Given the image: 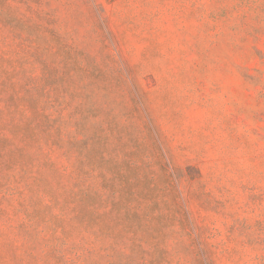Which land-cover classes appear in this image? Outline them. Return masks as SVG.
<instances>
[{"label": "rangeland", "instance_id": "obj_1", "mask_svg": "<svg viewBox=\"0 0 264 264\" xmlns=\"http://www.w3.org/2000/svg\"><path fill=\"white\" fill-rule=\"evenodd\" d=\"M0 264H264V0H0Z\"/></svg>", "mask_w": 264, "mask_h": 264}]
</instances>
